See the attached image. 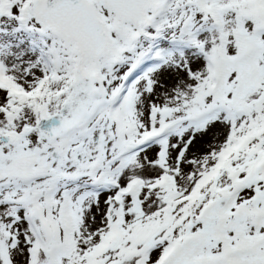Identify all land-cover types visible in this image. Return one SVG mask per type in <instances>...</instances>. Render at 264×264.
I'll list each match as a JSON object with an SVG mask.
<instances>
[{
  "label": "snow or ice",
  "instance_id": "6c2138e0",
  "mask_svg": "<svg viewBox=\"0 0 264 264\" xmlns=\"http://www.w3.org/2000/svg\"><path fill=\"white\" fill-rule=\"evenodd\" d=\"M0 264H264V0H0Z\"/></svg>",
  "mask_w": 264,
  "mask_h": 264
}]
</instances>
